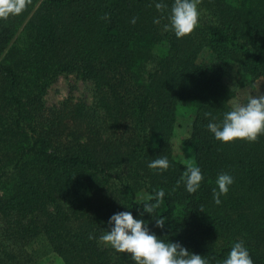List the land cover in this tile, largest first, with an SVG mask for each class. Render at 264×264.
I'll use <instances>...</instances> for the list:
<instances>
[{
  "label": "trees",
  "instance_id": "1",
  "mask_svg": "<svg viewBox=\"0 0 264 264\" xmlns=\"http://www.w3.org/2000/svg\"><path fill=\"white\" fill-rule=\"evenodd\" d=\"M156 2L32 0L0 20V264L49 254L60 264H135L99 240L121 211L209 264L239 241L264 264V134L223 143L207 129L232 108V68L241 85L264 77V0H201L198 26L183 38L163 30L174 0H162L163 19ZM62 74L91 82L93 102L48 106ZM178 117L188 122L179 158ZM162 156L170 167L158 174L148 164ZM190 162L204 177L193 194L181 180ZM221 173L233 183L217 205ZM159 189L150 215L144 197Z\"/></svg>",
  "mask_w": 264,
  "mask_h": 264
},
{
  "label": "clouds",
  "instance_id": "2",
  "mask_svg": "<svg viewBox=\"0 0 264 264\" xmlns=\"http://www.w3.org/2000/svg\"><path fill=\"white\" fill-rule=\"evenodd\" d=\"M31 2L32 0H0V20L7 21L10 17L22 14ZM200 3L201 0H174L166 17L168 23L164 25L163 30L174 32L177 38L190 35L198 26L200 16L198 5ZM154 6L162 14L161 19H163V13L168 6L162 0L156 2ZM103 19L107 21L108 15L106 14ZM135 22L134 17L131 23ZM153 22L159 24L160 19H155ZM205 116H211V113H205ZM207 129L217 141L223 143L235 140L256 142L258 137L264 134V95L249 96L246 104L233 102L231 110L223 115V119L219 123H208ZM148 167L157 170L159 174L166 171L170 163L167 157L162 156L152 160ZM203 179L201 169L191 162L181 177L189 194L199 189ZM215 183L218 190L217 188L212 189L213 200L219 205L220 197L228 193L233 177L228 173H221L217 176ZM179 184L178 180L177 186ZM164 196L163 189L157 190L155 196H145L143 211L151 215L163 202ZM153 200L155 203H152ZM108 225L109 229L99 237L100 242L118 253L130 254L135 264H209L208 259L190 253L179 242H165L158 239L154 233H150L144 220L134 218L129 211L113 214L108 220ZM164 225L163 217L155 218V227L163 228ZM93 238L89 236V239ZM217 264H253V260L244 242L239 241L233 244L227 258L222 262L218 261Z\"/></svg>",
  "mask_w": 264,
  "mask_h": 264
},
{
  "label": "rangeland",
  "instance_id": "3",
  "mask_svg": "<svg viewBox=\"0 0 264 264\" xmlns=\"http://www.w3.org/2000/svg\"><path fill=\"white\" fill-rule=\"evenodd\" d=\"M201 59L209 60L210 55L204 51L201 54ZM235 69L232 68L231 74L228 77V83L235 89V96L230 100L232 107L233 102L246 104L249 96L264 95V77L241 85V76L237 75ZM66 98H72L74 101L83 100L90 105L93 102V85L89 81H83L77 78L74 74L59 75L47 89L44 95V100L48 106H57ZM187 119L178 117L174 127L173 135V154L179 158L183 157L181 141L187 134ZM2 231V220L0 218V236ZM41 264H60L61 259L55 254H49L41 259Z\"/></svg>",
  "mask_w": 264,
  "mask_h": 264
}]
</instances>
